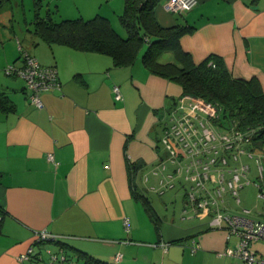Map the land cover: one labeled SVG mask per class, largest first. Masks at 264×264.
I'll return each mask as SVG.
<instances>
[{
  "label": "crops",
  "instance_id": "1",
  "mask_svg": "<svg viewBox=\"0 0 264 264\" xmlns=\"http://www.w3.org/2000/svg\"><path fill=\"white\" fill-rule=\"evenodd\" d=\"M98 1L91 15L111 22L122 12L124 0ZM166 1L155 5V19L163 27H194L180 44L195 63L220 56L233 77H255L264 89V0H197L183 13L167 10ZM31 33L40 40L34 48L18 37L19 51L9 55L0 47V93L12 105L0 107V264H46V249L58 245L34 243V232L43 229L59 237L74 264L80 251L110 264H240L220 254L237 237L209 227V217L157 214L155 225L134 196L128 163H143L135 177L141 191L137 175L164 156L157 139L180 96L175 82L150 73L140 59L116 67L105 54L48 44ZM22 48L57 70L60 86L40 93L41 107L22 78L4 72L22 64ZM252 246L264 254V241ZM31 247L41 259L19 262Z\"/></svg>",
  "mask_w": 264,
  "mask_h": 264
},
{
  "label": "trees",
  "instance_id": "2",
  "mask_svg": "<svg viewBox=\"0 0 264 264\" xmlns=\"http://www.w3.org/2000/svg\"><path fill=\"white\" fill-rule=\"evenodd\" d=\"M6 1L0 0V8ZM159 1L124 0L118 18L126 31L125 37L115 31L107 17L101 15L53 21L50 15L41 16L38 11L33 19V32L48 44H61L79 51L105 54L116 67L130 65L140 59L150 73L179 84L180 96L190 94L211 102L217 109V118L211 119L217 130L232 129L242 133L247 140L243 146L245 150L261 147L264 144V89L259 81L255 77H233L221 57L214 54L195 63L190 53L180 44V37L194 27L161 26L153 11ZM166 53H171L172 59L163 60ZM11 106L6 96L0 93V107L9 109ZM159 138L157 143L161 145ZM142 165L140 160L128 163L130 180L135 198L143 203L148 216L156 225L159 224V217L155 209L144 193L135 187V177ZM187 191L185 190V208L182 211L194 212L191 205L187 204ZM3 213L4 209L0 207V221ZM58 238L34 243H54L73 261L63 245H59ZM77 259L81 264H110L81 251L78 252Z\"/></svg>",
  "mask_w": 264,
  "mask_h": 264
},
{
  "label": "built area",
  "instance_id": "3",
  "mask_svg": "<svg viewBox=\"0 0 264 264\" xmlns=\"http://www.w3.org/2000/svg\"><path fill=\"white\" fill-rule=\"evenodd\" d=\"M197 0H167L165 8L171 12L183 13L192 10ZM18 47L21 49L18 41ZM22 64H9L4 69L6 74L23 78L29 98L38 107L42 106L40 93L45 90L59 88V78L54 66L42 65L32 55L22 51ZM115 99H120L118 86H113ZM217 109L202 97L190 94L181 95L166 114L163 123L162 135L159 142L168 156L165 160L171 163L184 164L189 175L186 179L194 182L187 191V204H190L194 213L209 217V227L224 228L228 235H235L237 242L234 247H226L220 254L236 259L240 264H264V254L258 255L252 244L264 241V219H254L248 216L249 211L243 213H228L224 208V197L229 194L238 200V190L246 177L247 166L231 167V162L242 153H251L245 150L247 141L242 133L232 129L217 130L211 119L217 118ZM49 159L52 156L49 155ZM162 160L157 166L165 168ZM260 162V160L258 159ZM261 169L262 166L259 165ZM180 167L177 171H180ZM176 171V169H175ZM170 177V175H168ZM255 183L260 195L264 198V174L259 171ZM127 225V221L125 220ZM35 242L54 240L58 236L46 230L34 232ZM198 245L192 246L195 251ZM32 247L17 257L19 262L31 259L34 255ZM48 255L47 264H74L62 250L45 251ZM116 258L119 254L115 255Z\"/></svg>",
  "mask_w": 264,
  "mask_h": 264
},
{
  "label": "rangeland",
  "instance_id": "4",
  "mask_svg": "<svg viewBox=\"0 0 264 264\" xmlns=\"http://www.w3.org/2000/svg\"><path fill=\"white\" fill-rule=\"evenodd\" d=\"M35 2L38 3L35 4ZM93 6L99 7V1L7 0L0 8V47L5 46L9 50V55L18 50L19 40L24 48H34L36 46L34 42L40 41L31 33L34 27L33 19L36 11L41 16L48 14L53 21H60L65 18H76L79 16L91 18L94 16L91 15L94 14L91 13ZM102 7L103 9H107L104 5ZM111 16L112 27L117 33L125 37L126 33L119 23L118 15ZM17 37L19 40H16ZM22 50L26 51L23 48ZM162 59H172L171 53L164 54ZM174 85L177 89H180L179 84L175 83ZM158 131L160 132V128ZM160 135H162V132H160ZM159 149L161 153L164 152V156H161L158 164L168 156V153L164 151L162 145H159ZM164 164V169L157 165L145 168L137 175L136 183L142 193L149 199L159 216H166L167 219H172V217L181 219L182 216L187 218L190 213L182 212L183 208H185L184 195L185 190H188L191 185H194V182L186 179L189 173L186 172L184 164H174L168 160H165ZM230 164L231 167H226V170L234 168L235 166L246 165L247 173L246 177L242 179L244 181L243 186L238 190V200L227 194L224 198V208L235 214L243 213L247 209L250 218L264 219V198L260 195L258 185L254 182L258 180L257 177L260 170L264 174V144L259 148L253 149L251 153L240 154ZM259 165L262 166L261 169ZM178 167L181 168L179 172L177 171ZM185 222L190 223L188 219ZM43 256L44 254L42 253ZM46 258L43 257L41 262L47 264ZM76 264L81 263L77 262Z\"/></svg>",
  "mask_w": 264,
  "mask_h": 264
}]
</instances>
